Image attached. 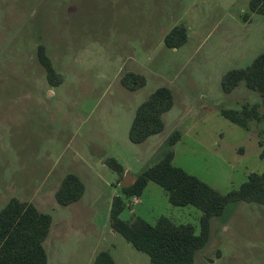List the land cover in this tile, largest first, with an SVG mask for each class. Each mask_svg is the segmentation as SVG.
I'll use <instances>...</instances> for the list:
<instances>
[{
    "label": "rangeland",
    "instance_id": "obj_1",
    "mask_svg": "<svg viewBox=\"0 0 264 264\" xmlns=\"http://www.w3.org/2000/svg\"><path fill=\"white\" fill-rule=\"evenodd\" d=\"M249 1L0 0V209L15 196L51 214L47 264H92L101 250L116 264H153L112 230L109 212L122 186L162 158L174 130L181 137L173 163L221 193L264 169V121L245 130L220 114L260 102L243 82L229 93L221 88L227 70L264 52V14L251 12ZM178 24L187 41L169 48L164 36ZM38 43L63 75L56 86L37 60ZM125 71L144 75L145 85L126 89ZM162 85L174 100L163 130L131 142L136 107ZM106 157L123 165L121 181ZM66 173L85 191L63 206L54 192ZM126 203L124 219L165 215L198 228L201 211L173 206L153 181ZM194 264H264V205L231 202L212 217Z\"/></svg>",
    "mask_w": 264,
    "mask_h": 264
},
{
    "label": "trees",
    "instance_id": "obj_2",
    "mask_svg": "<svg viewBox=\"0 0 264 264\" xmlns=\"http://www.w3.org/2000/svg\"><path fill=\"white\" fill-rule=\"evenodd\" d=\"M249 10L264 14V0H250ZM245 13L243 18L249 19ZM187 28L183 24L173 26L164 36V44L178 48L187 41ZM36 56L45 71L49 85L56 86L63 81L62 73L54 67L44 44L38 43ZM144 75L125 71L121 84L134 91L145 85ZM241 82L260 97V102H244L239 109H221L220 114L245 130L250 122L264 121V52L256 55L244 68L227 70L221 77L223 92L229 93ZM173 93L167 86L157 87L135 109L128 138L133 143H142L148 137L160 133L164 128L163 114L173 106ZM179 130L168 138V149L160 160L143 169L133 182L122 186L121 195L111 200L109 223L136 250L147 254L153 264H194L196 255L207 244L210 224L214 216L221 215L231 202H256L264 205V169L250 172L247 179L237 188L221 193L197 175L173 163V146L180 139ZM264 156V153L260 154ZM118 175V182L124 176L123 165L114 157L103 161ZM158 184L167 194L173 206H194L199 209L198 228L191 223L177 222L161 215L154 222L137 215L131 219L122 218L127 207L126 199L141 198L148 182ZM85 191L83 180L75 173H66L54 192L58 204L66 206L79 200ZM52 216L39 210L32 202L10 197L0 209V264H47L44 247ZM92 264H116L109 250L99 251Z\"/></svg>",
    "mask_w": 264,
    "mask_h": 264
},
{
    "label": "built area",
    "instance_id": "obj_3",
    "mask_svg": "<svg viewBox=\"0 0 264 264\" xmlns=\"http://www.w3.org/2000/svg\"><path fill=\"white\" fill-rule=\"evenodd\" d=\"M133 197H134V200L136 201V198H137V197H135V196H133Z\"/></svg>",
    "mask_w": 264,
    "mask_h": 264
}]
</instances>
